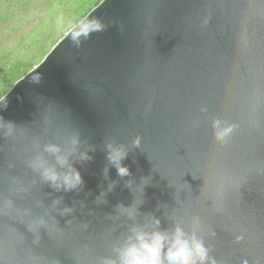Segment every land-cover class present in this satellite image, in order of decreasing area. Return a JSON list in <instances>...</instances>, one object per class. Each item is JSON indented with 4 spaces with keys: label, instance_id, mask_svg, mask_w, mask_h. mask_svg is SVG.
<instances>
[{
    "label": "water",
    "instance_id": "95a60500",
    "mask_svg": "<svg viewBox=\"0 0 264 264\" xmlns=\"http://www.w3.org/2000/svg\"><path fill=\"white\" fill-rule=\"evenodd\" d=\"M0 116V264H100L133 229L177 226L218 264H264V0H102ZM214 119L235 125L224 144ZM49 143L79 188L42 179L37 161L67 170Z\"/></svg>",
    "mask_w": 264,
    "mask_h": 264
},
{
    "label": "clouds",
    "instance_id": "9594fccd",
    "mask_svg": "<svg viewBox=\"0 0 264 264\" xmlns=\"http://www.w3.org/2000/svg\"><path fill=\"white\" fill-rule=\"evenodd\" d=\"M34 81L39 82V80ZM2 107H7V104H2ZM201 111L207 112V108L203 107ZM0 120L4 118L0 116ZM7 123L14 124L11 121ZM211 127L215 140L221 144L226 143L235 130V125L220 119L212 120ZM71 143L75 146L79 141L75 138ZM134 143L138 146L140 138L137 137ZM106 148V159L117 169L118 175L122 177L129 175V168L122 163L127 155L126 150L114 147L112 143H108ZM45 151L54 154L61 167H66L67 170L61 174L55 167L48 166L43 161H37L34 166L40 170L43 180L50 183L57 191L61 189L71 191L83 185L81 172L70 162L71 151L66 152L55 143L47 144ZM81 159L88 160L91 156L85 152L81 155ZM105 172L107 173V169ZM128 211L130 215L134 214V210L128 209ZM154 222L156 225L160 224L159 219ZM133 233V236L117 249V259L104 258L100 264H218L216 259L210 255L209 246L195 231L190 237L179 226L173 233L158 229L151 232L133 229Z\"/></svg>",
    "mask_w": 264,
    "mask_h": 264
},
{
    "label": "trees",
    "instance_id": "16d2710c",
    "mask_svg": "<svg viewBox=\"0 0 264 264\" xmlns=\"http://www.w3.org/2000/svg\"><path fill=\"white\" fill-rule=\"evenodd\" d=\"M101 1L0 0V98Z\"/></svg>",
    "mask_w": 264,
    "mask_h": 264
},
{
    "label": "rangeland",
    "instance_id": "374dc122",
    "mask_svg": "<svg viewBox=\"0 0 264 264\" xmlns=\"http://www.w3.org/2000/svg\"><path fill=\"white\" fill-rule=\"evenodd\" d=\"M12 1L14 2V0H12ZM71 1H72V0H66L67 3H70ZM48 23H50L49 20H45L44 22H42L40 28H39L38 30H36V32H37V31H40V30H41V32H44L45 30H43V29L45 28L46 24H48ZM43 59H44V58H43ZM43 59H39V60H37V61H36V62H37L36 65H38ZM36 65H35V66H36Z\"/></svg>",
    "mask_w": 264,
    "mask_h": 264
}]
</instances>
